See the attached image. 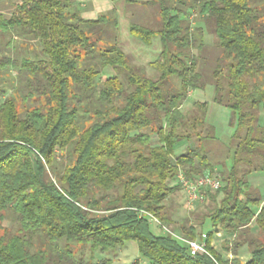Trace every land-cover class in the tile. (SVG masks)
<instances>
[{
    "label": "trees",
    "instance_id": "16d2710c",
    "mask_svg": "<svg viewBox=\"0 0 264 264\" xmlns=\"http://www.w3.org/2000/svg\"><path fill=\"white\" fill-rule=\"evenodd\" d=\"M254 2H146L157 5L160 26L133 20L130 32L145 45L159 38V56L149 62L156 78L117 35L107 46L95 39L103 23L118 27L115 9L86 19L75 0H19L10 16L0 11V264H114L112 258L86 262L71 243L109 251L131 241L150 264H264V206L247 178L264 171V23ZM192 9L214 20L223 50L213 73L214 101L232 111L236 124L233 163L220 175L203 146L216 138L209 103L195 102L190 115L182 110L189 90L203 88L191 53ZM17 38L36 42L35 51L17 56ZM8 48L12 55L3 53ZM193 138L195 147L177 153ZM180 173L217 175L222 182L206 190L205 200L215 206L200 224L184 221L176 231L197 239L203 234L197 225L208 218L209 254L192 255L158 225L162 232H154L144 214L166 226L177 223L167 199L180 189ZM8 215L17 222L14 232L4 226ZM253 221L262 236L252 233ZM220 231L234 237L223 246L227 255L212 243ZM35 238L41 244L34 249Z\"/></svg>",
    "mask_w": 264,
    "mask_h": 264
},
{
    "label": "rangeland",
    "instance_id": "374dc122",
    "mask_svg": "<svg viewBox=\"0 0 264 264\" xmlns=\"http://www.w3.org/2000/svg\"><path fill=\"white\" fill-rule=\"evenodd\" d=\"M19 0H0V11H2L6 16L12 14L13 5L11 3ZM175 1V0H169ZM256 10L260 15V23H264V0H255ZM183 8L188 9L187 6ZM130 9V8H129ZM130 13L133 20L146 25H151L155 28L160 26V20L158 17L157 5H140L135 8H131ZM114 14L110 19L114 18ZM188 21L190 22L192 28L195 30L196 41L191 49V53L195 55L198 61V71L202 74L203 88L190 89L188 92L187 99L183 103L182 110L189 114L195 109V102H208V123L215 127L216 138L203 141V146L208 151L209 160L215 166L216 174H224L228 172L229 168L233 163V152L235 150V141L233 135L235 133L236 124L233 120L232 111L223 105H220L214 101L215 97V77L214 70L218 63L221 62L223 58V50L221 49L218 39L214 34V20L210 19L207 21L201 16H199L196 10L192 9L188 15ZM259 23V24H260ZM119 28L116 27L114 20H109L103 23L96 31L95 39L100 45H105L115 41V36L118 35ZM9 36H7V40ZM16 55L19 57H24L26 55H31L35 51L36 42L34 44L24 45V41L21 38L15 39ZM23 43V45H22ZM121 45L123 49L131 56L132 60L137 64H143L146 66L147 73L149 76L156 78L158 73L152 67L149 66V62L155 60L159 55L156 53L161 49V43L153 42L152 47L148 49L136 48L132 42H128L126 38H122ZM5 54H13V49L8 48L3 51ZM12 72H15L14 70ZM112 73L111 71H107ZM173 83L175 86L179 87L180 82L177 77L173 78ZM260 125L264 127V111L260 112ZM199 142L196 138L193 141L183 144L177 153H184L188 148L195 147ZM251 184V190L259 194L262 198L261 205L264 206V171H254L248 177ZM176 184V181L173 182ZM221 198V197H219ZM167 205L172 211L173 218L177 223L173 225H168V227L174 231H178V226L184 221H190L195 224H200V221L205 214H208L211 209L215 206V202L210 199L203 200L199 202L193 210H190L185 205V192L178 189L174 194H172L169 199H167ZM205 224L203 227L197 225L199 231L202 233H207L212 229L211 222L208 218L205 219ZM4 226L11 229V231H16L18 225L14 220L12 215L4 221ZM152 229L156 233H161L162 230L155 224L151 223ZM252 233L255 235L262 236L263 233L259 231L256 226L255 221L251 224ZM164 232V231H163ZM234 237L226 235L224 231L217 233L213 239L212 243L217 250L227 255V251L223 249L226 241H232ZM41 242L38 238L34 239L33 248L39 247ZM65 241L62 240L58 247L59 251H63L65 248ZM72 251L76 253L77 256H82L86 262L96 263L104 258H112L114 264H133L136 261L139 264H150L149 260L145 259L139 252L136 242H126L125 245L120 246L117 249L109 251H92L89 244H80L77 242L71 243ZM240 259L247 260L249 258V251L245 245L240 250Z\"/></svg>",
    "mask_w": 264,
    "mask_h": 264
},
{
    "label": "built area",
    "instance_id": "2783aa9c",
    "mask_svg": "<svg viewBox=\"0 0 264 264\" xmlns=\"http://www.w3.org/2000/svg\"><path fill=\"white\" fill-rule=\"evenodd\" d=\"M178 179L182 190L185 192V205L190 210H193L199 202L205 200L206 190H217L222 186L219 176L212 174H206L196 179H189L183 173H180ZM144 214L148 216L151 223L158 225L164 232L170 233L172 236L185 242L192 255H196L199 252L209 254L206 240L207 233H203L202 236L197 239H188L164 225L151 213L144 212Z\"/></svg>",
    "mask_w": 264,
    "mask_h": 264
},
{
    "label": "crops",
    "instance_id": "0c3cea01",
    "mask_svg": "<svg viewBox=\"0 0 264 264\" xmlns=\"http://www.w3.org/2000/svg\"><path fill=\"white\" fill-rule=\"evenodd\" d=\"M152 0H136L135 3H129L127 0H75V3L79 5L81 14L86 19H95L103 13H107L115 9V13L118 17V35L116 37L119 45L122 47V38H126L128 42H132L137 47L141 49H148L153 45V42H157L160 45L159 38H154L151 45H145L136 37H134L130 32V23L133 21V17L130 13L131 8L136 6L144 5L146 2H151ZM130 8V9H129ZM161 49L156 53L159 55Z\"/></svg>",
    "mask_w": 264,
    "mask_h": 264
}]
</instances>
